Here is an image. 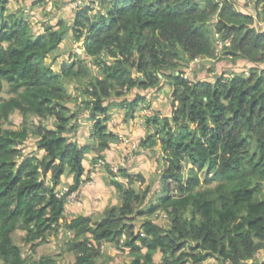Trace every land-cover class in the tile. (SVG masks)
Listing matches in <instances>:
<instances>
[{
	"label": "trees",
	"instance_id": "trees-1",
	"mask_svg": "<svg viewBox=\"0 0 264 264\" xmlns=\"http://www.w3.org/2000/svg\"><path fill=\"white\" fill-rule=\"evenodd\" d=\"M9 1L0 0V90L6 86L9 94L0 97L1 262L58 264L52 255L33 254L48 236L64 231L72 233L67 250L73 264H105L99 260L104 243L129 249L132 258L123 264H198L208 258L264 264L257 259L264 251V25L257 26L264 0H257L255 14L236 9L235 0L220 7L212 0H85L71 19L56 14L40 28L33 21L43 18L39 10L48 0L32 1L36 12L29 16L4 15ZM95 1L102 12L89 14ZM61 9L69 11L64 4ZM213 30L230 41L218 59H233L227 64L232 73L213 80L189 75L182 62L214 56ZM68 35L75 44L82 41V53L70 52V63L54 71L45 59ZM88 58L100 77L91 76L82 91L91 98L81 105L92 121V143L81 144L71 136L77 125L66 80L81 82ZM162 81L169 85L168 113L153 110L146 137L132 151L125 148L141 157L159 143L166 163L155 202L144 206L150 189L140 186L143 175L127 166L110 170L117 162L108 155L118 136L109 127L111 106L105 101L134 89L146 95ZM142 94L117 105L130 116L144 102ZM15 111L20 128H4ZM28 137L41 154L24 153L20 146ZM91 152L95 167L105 160L120 202L97 219L76 213V207L67 218L65 196L56 191L67 185L74 191L95 177L85 165ZM154 214L164 215L168 227L155 223ZM137 216L144 219L136 225Z\"/></svg>",
	"mask_w": 264,
	"mask_h": 264
},
{
	"label": "rangeland",
	"instance_id": "rangeland-1",
	"mask_svg": "<svg viewBox=\"0 0 264 264\" xmlns=\"http://www.w3.org/2000/svg\"><path fill=\"white\" fill-rule=\"evenodd\" d=\"M32 1L35 0H10L7 3L6 10L4 15L8 13H21L29 16L31 12H36L33 8L32 4L36 5ZM16 2L17 4H15ZM42 6L44 7L40 14L43 18H40L38 21H33L35 26L41 27L44 26L49 21H54L56 18L54 15H65L68 13L67 16H64L66 20L71 19V15L73 14V9H69V11H65L61 9L63 4L65 3L64 0H48L47 2H42ZM61 3V4H60ZM59 4V7H57ZM66 4V3H65ZM62 5V6H60ZM65 6V5H64ZM56 7V11L53 12L54 8ZM31 8V9H30ZM235 8L242 9L244 11H249L252 14H255L258 11L257 0H235ZM59 9V11H57ZM32 16V15H31ZM213 18V17H212ZM259 24L264 25V19L258 18ZM213 21L210 20L209 24L212 25ZM258 25L257 26H261ZM216 34L213 30V44L214 48L218 47V41L216 40ZM229 40V39H228ZM224 46L219 48V56L223 55ZM73 57L75 55L79 56L82 53V41L75 44L73 42L72 35H68L65 40L63 41L62 45L54 51L53 53L47 55L45 61L54 71H58L59 67L62 62L70 63L69 53ZM218 56V57H219ZM217 58H197L193 61L188 63L182 62L180 67L184 66L186 72L189 75L194 77L201 76L205 79L213 80L218 75H229L232 73L231 67H228L227 64L236 63L233 59L229 57H220ZM86 63H88L89 71L88 75L81 81L77 80H66V87L69 95L71 98L68 101V106L75 112V119H73L74 123H76L77 127L75 131L72 132L71 136L75 138L79 143H92V139L90 138L91 134V125L92 121L89 120V113L87 109H84V106L81 105L82 100H89L91 99L89 95L82 94L83 88L88 83V80L91 76L100 77V72L97 66L94 65V61L90 58L86 59ZM233 68V67H232ZM248 70V69H247ZM247 72V71H246ZM247 75V73H245ZM163 83L160 85L158 89L150 90L146 92V95L143 90L134 89L133 91H124V95H121L119 98L111 93V97L105 101V104H109L111 106V118L117 119V122H114L115 131L120 129L123 134L116 140V145L118 149V157H121L123 153L126 151L125 148L128 147L127 144H131L132 142L125 143L126 138H132L135 143L138 141L140 142L143 138L146 137V118L147 115L142 114L140 109L143 107H151L155 112L159 115H165L169 111L168 106V97H169V85L167 82L162 81ZM6 86H4L0 90V97L7 98L9 94L6 92ZM144 95V102H140L138 106L135 108L134 112L130 116H126L125 109L123 107H119L117 105L118 101H122L123 98L125 99H132L134 96L137 95ZM83 104V103H82ZM31 118L28 121V124H31ZM21 117L17 111H15L11 117L10 122L5 121L3 122L4 128L9 129H18L20 128L21 124ZM48 124H50V120H46ZM152 128V126H150ZM153 131V130H152ZM117 134V133H116ZM131 135L132 137L128 136ZM125 138V139H124ZM156 138V136H155ZM158 142V140H157ZM24 153L35 152L38 151L35 148V142L32 137H28L24 140L22 145L20 146ZM114 147V146H113ZM150 153L145 152L141 157H138V152H132L127 154L125 166L131 170V173H140L143 175L144 181L142 185L139 182L134 183V187L142 186V189L149 187L150 193L146 198V202L143 204H148V202H155V196L158 194L160 189V185L158 182V176L163 167L166 166L164 161L163 155L160 153V145L157 143L154 147L150 148ZM41 154V153H38ZM94 157V153L91 152L86 155V167L92 166V171L95 173V177L86 181V183L82 184V195L83 199L80 204H75L70 206L68 209H65V215L67 218H70L74 215L75 212H72L71 208L76 207L78 208L76 213H91L93 219H97L102 215V212L106 206L109 205H117L119 204L120 200L118 198L117 191L109 184L110 173H108L104 166L95 167L91 162ZM125 158V157H124ZM119 161V160H118ZM117 161V163H118ZM90 170V169H89ZM186 175L187 172H186ZM69 174H65L64 178H67ZM68 183V182H67ZM64 184V185H67ZM68 187V185L66 186ZM203 187V186H202ZM201 187V188H202ZM154 189V190H153ZM145 208V207H143ZM163 214V213H162ZM144 219L143 216L136 217V225L139 224ZM151 219L167 228L169 225V220L164 216H156L155 214L151 217ZM72 237V233H65L64 231H60L56 235L48 236V240L39 246L36 247L35 252L33 254V258H38L43 254H48L54 256L58 264H73L74 262V255L73 253L67 250V240ZM16 242L19 243L22 247V241L19 240V236L15 238ZM26 249V248H25ZM102 256L99 260L105 262V264H123L131 260V253L128 248H123L121 245L119 247L114 246L110 243H104L101 247ZM155 260L158 261L160 258V254L157 253L154 256ZM264 258V251H260L257 255V259L261 260ZM250 262V261H248ZM0 264H3L0 260ZM190 264V263H187ZM198 264H221L220 261L216 260L215 258H208L201 263Z\"/></svg>",
	"mask_w": 264,
	"mask_h": 264
},
{
	"label": "built area",
	"instance_id": "built-area-1",
	"mask_svg": "<svg viewBox=\"0 0 264 264\" xmlns=\"http://www.w3.org/2000/svg\"><path fill=\"white\" fill-rule=\"evenodd\" d=\"M212 1L217 3L219 7L223 4V0H212ZM85 5H87V2L85 0H68L66 2V6L69 9H73V10L77 9L78 7L85 6ZM89 6L92 7L91 10L88 12L89 14L93 13L94 10L102 12V9H101V7H100V5H99V3L97 1L91 2ZM257 24L261 25L259 23H257ZM215 33L217 34V32H215ZM217 39H220L219 33H218V36H216V40ZM229 44H230V41L228 39H225V40L220 39V41H218V47L214 48L215 49L214 50V56L211 57V58H217L219 56V48H221L222 46H227ZM140 110H141L140 112L142 114H144V115H150V114L153 113V109L150 106L149 107H143ZM114 122L116 123L117 119H113L112 118L111 119V124L114 125ZM120 134L121 133H117L118 138L122 136ZM124 142L125 143L132 142V145L131 144H127L128 147H129V150L132 151L133 149L136 148L135 142L132 141L130 138H126ZM128 147H126V148H128ZM130 152H124L123 155H121V157H118V160H119L118 163L112 164L110 166V170L113 173H117L119 167L125 166L127 154L130 153ZM141 152L144 153V150H141ZM104 165H105V160L104 159H98L97 160V162H96V166L97 167H101V166H104ZM123 181H127V179L125 178V179H123ZM82 192H83L82 191V185L79 188H77L76 190L71 191V192H68V187L62 186V187L57 189L56 196L57 197L65 196V206L68 208V207H70L72 205L79 204L82 201V199H83Z\"/></svg>",
	"mask_w": 264,
	"mask_h": 264
},
{
	"label": "crops",
	"instance_id": "crops-1",
	"mask_svg": "<svg viewBox=\"0 0 264 264\" xmlns=\"http://www.w3.org/2000/svg\"><path fill=\"white\" fill-rule=\"evenodd\" d=\"M64 1L66 3L68 0H64ZM65 3H64V5L66 6ZM121 132L122 131L120 129H117V131H116V133H121ZM121 134H123V133H121ZM117 152H118L117 145L116 144L112 145L111 150L109 151L108 158L114 163H116L118 161V153Z\"/></svg>",
	"mask_w": 264,
	"mask_h": 264
}]
</instances>
